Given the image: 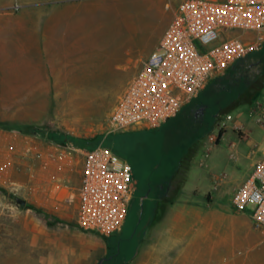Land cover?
<instances>
[{
  "label": "rangeland",
  "instance_id": "rangeland-1",
  "mask_svg": "<svg viewBox=\"0 0 264 264\" xmlns=\"http://www.w3.org/2000/svg\"><path fill=\"white\" fill-rule=\"evenodd\" d=\"M106 1L96 3L94 12L78 14L82 30L78 28L73 38L64 41L56 29L55 8L64 0H48L42 11L33 9L29 15L15 5L1 14L0 264H98L103 258H107L105 264H153L152 254L143 262L142 247L152 244V228L162 218L163 209L182 196L179 191L184 183L183 193L201 203L215 232L225 235L223 264H264V232L254 227L250 209L239 213L242 220H235L237 211L232 205L236 190L264 156L262 120L251 119L257 113L254 103L212 122L205 108L192 109L191 100L160 127L129 131L114 140L107 135L109 113L157 49L174 5L173 0ZM26 16L52 24L48 38L32 55L48 59V68L43 70L49 88L66 91L27 94L31 98L28 107H18L25 103L15 98L25 94L1 90L8 88L10 76L31 70L23 68L25 62L28 66L40 63L23 60L24 46L14 35L13 22L26 20ZM87 40L89 46L84 44ZM86 47V61L94 67L89 75L73 76L78 71L64 68L67 58L80 64ZM236 64L248 80L264 74V42L231 68ZM51 144L85 151L109 146L132 166L133 198L118 233L106 237L84 232L77 217H63L55 211L43 190L27 187L38 179L41 154ZM213 239L209 237V249ZM232 243L234 254L228 252ZM209 264H213L211 259Z\"/></svg>",
  "mask_w": 264,
  "mask_h": 264
},
{
  "label": "built area",
  "instance_id": "built-area-1",
  "mask_svg": "<svg viewBox=\"0 0 264 264\" xmlns=\"http://www.w3.org/2000/svg\"><path fill=\"white\" fill-rule=\"evenodd\" d=\"M176 1L157 49L109 113L107 135L160 127L264 42V0ZM233 30L240 33L229 35ZM77 197L79 227L106 237L118 233L133 198L132 166L107 146L87 151ZM232 205L237 212L250 209L254 227L264 232V156L236 190Z\"/></svg>",
  "mask_w": 264,
  "mask_h": 264
},
{
  "label": "crops",
  "instance_id": "crops-1",
  "mask_svg": "<svg viewBox=\"0 0 264 264\" xmlns=\"http://www.w3.org/2000/svg\"><path fill=\"white\" fill-rule=\"evenodd\" d=\"M47 1L48 0H0V36L4 26L1 20L2 13H8V9L15 5L21 8L23 13L29 15L33 9H35L34 11L37 9H41L42 11L44 9L43 5ZM99 1H103V3L107 2L106 0ZM99 1L64 0V3L55 7L59 18L56 21V29L59 31L58 36L60 40L62 39V41H64L65 39H71L75 36L78 28L82 30V24L78 23L76 20L77 15L94 12V7H96V3ZM36 4H42V6L40 8H34ZM173 5L172 16L174 8L177 5L176 0H173ZM167 6H169V8L171 7L169 4H167ZM171 19L172 17L169 19L165 30L169 26ZM50 24L49 21L43 19L33 20L32 17L29 19V16H26V20L20 22L15 21L12 24L14 25V35L17 43L23 44L24 46V48L21 49V51H23L21 54L24 55V59H18H23L25 61L37 59L36 61L40 62L39 64H32L29 66L25 62L23 68L27 69L30 67L31 70L19 71L14 76H10L8 88L1 90L13 94H25L15 98V101L25 103L23 105H18V107H28L26 103L30 102L31 98L27 97V94L66 91L64 88H49L50 84L47 80L48 75L43 70L48 68V59L40 55L38 57L32 55L33 51L38 50L40 45L48 38ZM51 28H53V26ZM84 36L85 38H89L88 32H85ZM69 43L72 44V41ZM84 44L85 46H89V41H84ZM88 52L89 48L86 47L84 55L81 56L80 64L77 63L75 58H67L68 61L64 65V68L78 71L72 73V75L76 77L89 75L88 71L94 67V64L86 61L89 59ZM19 67H22V65H19ZM55 85L57 84H53L52 86ZM263 90L254 102L257 113H255V117L251 118L252 121L255 119L256 121L264 119ZM86 152L87 151L81 148L69 149L65 146L62 147L51 144L47 147V151L41 154L40 164L36 169V176H38V179L36 181L33 180L32 183L27 186H30L32 189L40 188L43 190L50 199L49 204L63 217H69L70 215H73L75 218L77 217L79 202L77 192L81 184L83 162ZM184 188L185 183L180 189L179 195H186V197L181 196L176 198L175 202H170L168 207L163 209L164 213L162 218L158 223H155L154 228H152V244L143 245L142 247L143 262L152 254L153 264H209L210 259L213 264H223L224 255H222V252H224L223 243L225 235L215 232L214 223L213 221H209L207 213H203L202 204L195 202L193 198H189V193H183ZM207 207L208 204L205 208ZM239 213L240 212L234 214L235 220H242L239 218L241 217ZM147 230L149 233V229ZM83 231L98 235L92 231ZM211 236H213L214 239L209 249L206 245L209 244V237L211 238ZM219 236H221V239L218 238ZM229 237L232 238V235ZM143 242H145V239ZM232 242H234V240ZM228 252L231 254L236 252L235 243L229 245ZM219 253H221V255Z\"/></svg>",
  "mask_w": 264,
  "mask_h": 264
},
{
  "label": "trees",
  "instance_id": "trees-1",
  "mask_svg": "<svg viewBox=\"0 0 264 264\" xmlns=\"http://www.w3.org/2000/svg\"><path fill=\"white\" fill-rule=\"evenodd\" d=\"M240 70L241 67L236 64L223 74L210 80L205 89L192 99L190 103L192 109L196 107L205 108L209 112L212 122H216L219 116L228 114L239 106L253 104L264 89V74L255 75L248 80L239 73ZM131 133L109 136L118 141ZM117 154L120 155V153Z\"/></svg>",
  "mask_w": 264,
  "mask_h": 264
},
{
  "label": "water",
  "instance_id": "water-1",
  "mask_svg": "<svg viewBox=\"0 0 264 264\" xmlns=\"http://www.w3.org/2000/svg\"><path fill=\"white\" fill-rule=\"evenodd\" d=\"M107 260V258H103V259H101L100 261H99V263L98 264H105V261Z\"/></svg>",
  "mask_w": 264,
  "mask_h": 264
},
{
  "label": "flooded vegetation",
  "instance_id": "flooded-vegetation-1",
  "mask_svg": "<svg viewBox=\"0 0 264 264\" xmlns=\"http://www.w3.org/2000/svg\"><path fill=\"white\" fill-rule=\"evenodd\" d=\"M113 256H115V255H114V254H112V256H111V257H108V258L110 259V258H112ZM109 259H108V261H109Z\"/></svg>",
  "mask_w": 264,
  "mask_h": 264
}]
</instances>
